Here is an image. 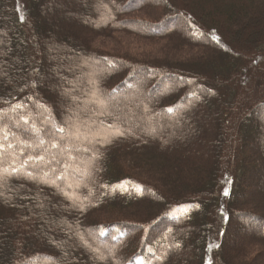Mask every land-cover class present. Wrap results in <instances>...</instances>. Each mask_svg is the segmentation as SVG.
<instances>
[{"label":"trees","instance_id":"16d2710c","mask_svg":"<svg viewBox=\"0 0 264 264\" xmlns=\"http://www.w3.org/2000/svg\"><path fill=\"white\" fill-rule=\"evenodd\" d=\"M0 1V144L3 145L0 149V264H118V256L125 257L129 248L121 251L116 245L102 246L100 242H108L113 231L116 235L111 242L119 241L124 237L122 229L128 231L125 225L130 223L114 221L115 217L104 219L102 224L107 229H101L99 236L93 237L97 225L89 215L106 205L112 207L111 213L115 214L117 209L125 210L120 208L123 205L128 206L140 199L148 185L142 171L144 163L154 167L155 170L151 169L153 176L151 173L150 176L155 184L158 182L163 187L161 198L167 208L151 227L161 218L166 220L154 226L153 230L158 229L155 232L149 231V223L141 226L145 229L140 242L145 243L143 251L139 246L130 255L129 262L127 259L125 263L119 261V264H169L168 261L176 264H218L217 256L222 257L223 253L217 254L213 249L218 243L214 235L219 222L217 219L212 224L209 221L213 214L216 216L214 208L217 204L228 211L227 215L262 225L250 242L240 243V250L264 246V214L241 210L223 201L226 200L225 190L227 196H238L235 191L240 187L239 182L245 183L248 176L255 177V172L247 164L239 163L232 167L233 171L223 164L225 156H218L222 143L220 133L200 138L180 135L163 147L153 141L152 148L149 147L151 157L148 147L139 143L143 142L139 138L142 136L147 138L145 143L152 142L144 127L136 128L125 121L129 127L124 128V118L114 113L126 103H113L109 93L133 88L134 83L127 75L113 89L108 86V74L101 75L99 71L105 68L90 61L100 55L89 44L93 37L121 28L120 3L116 8V0ZM207 1L210 11L205 12L201 0H191L196 13L193 15L197 19L185 9L184 12L188 15L185 20L195 40L210 53L206 60L190 61L181 67L188 74L196 71L192 73L196 74L193 76L200 85L205 81L217 84L218 92L230 94L237 105L228 109L220 93L217 95L216 92L212 98L194 87L162 100H172V104L177 101L176 106L169 108L172 111L174 107L183 105L187 93L192 102H199L197 111H194L196 115L190 113L185 116L184 111H180V115L195 119L202 108H209L215 115H220L221 121L217 120L219 127L227 125L233 134L232 154L236 137L264 141V92L251 105V96L241 97L238 88L233 86L235 80L230 78L245 72L246 65L240 64L235 56H226L228 49L221 46L216 38L227 36L226 32L230 31L233 37L229 43L235 48L236 55L243 54V51L246 58L255 53L264 56V0H222V5L220 0ZM88 4L87 12L82 14V6ZM121 8L126 9L124 6ZM165 19L166 15L158 21ZM217 20H223V25L217 27ZM204 29H210L211 35L207 31L205 34ZM148 35L161 36L150 32ZM201 40L211 41L214 47H208ZM246 41L249 44L244 48ZM36 53H39V59ZM230 66L234 68L230 69ZM141 67L145 69L144 65ZM12 68L16 70L12 71ZM57 68L72 80V87L59 82L52 71ZM68 87L75 91L76 100L70 103L72 106H67V111L61 90ZM157 100L151 101L153 106ZM129 102L138 110L147 105L144 100ZM153 106L146 107L153 110ZM122 109L125 111V107ZM164 110L168 111V108ZM140 112L142 116L143 112ZM244 121H247L246 128ZM115 122L119 128L113 129ZM61 128L63 132L58 131ZM70 129L76 134L91 136L88 149H85L92 156L85 150L75 151L82 138L79 137L78 141L73 139ZM117 130L123 135H115ZM53 144L56 147H52ZM260 150L264 152V148ZM241 155L239 161L243 162L248 153L243 151ZM30 156H43L44 160H29ZM229 160L228 163L233 165ZM63 165H70V169L64 172ZM259 166L264 167V158ZM12 168L19 171L12 173ZM51 168L56 169L53 176H44V172L48 173ZM27 172L33 173L35 178H29ZM230 172L236 180L233 186L232 176V183L227 188ZM195 174L201 176L200 181L186 185L192 182ZM103 214L109 215L108 212ZM133 215L141 219L136 221H144L148 217L147 212L135 211ZM177 221L187 226L177 227ZM207 225L210 227L206 228ZM175 243L181 247H176ZM184 247L190 253L185 254L191 259L188 255H181L180 250ZM255 253L254 260L264 261V250ZM223 263L231 264L232 261L223 259Z\"/></svg>","mask_w":264,"mask_h":264},{"label":"rangeland","instance_id":"374dc122","mask_svg":"<svg viewBox=\"0 0 264 264\" xmlns=\"http://www.w3.org/2000/svg\"><path fill=\"white\" fill-rule=\"evenodd\" d=\"M128 1L130 0L115 1L116 8L117 4L120 3L118 7V13L121 19L120 21H122L121 28H117V31H114L109 34L93 37L92 43L89 44L90 48L94 51H97V54L100 55L98 56L99 58L90 59L91 63H99L105 68L99 71L101 75L102 73L108 74V79L110 78V80L107 84L108 86L112 87V89L116 85L120 84L125 77H127L129 71L132 69L133 66L141 67L144 65L145 67L146 73L144 75H140L139 73L138 78H134V85H132L133 88L128 87L127 89L117 90L110 93L108 90V93L110 94V98L112 99L113 103L117 104V102L120 101H125L126 103H124L125 105H121L119 109L114 110V113H117V117L119 116V118H124V128H127L128 123L136 128L144 127L146 135L152 142H150V144L149 142L145 143L147 138L145 136H142L139 138L140 141L143 142L139 143L142 146L146 145L148 147V154H151L150 148H152L151 143H153V141L158 143L159 147H163L166 142L170 144L171 140H175V138H178V136L180 135L186 137L191 136L194 138H200L206 136V134H208L209 136H215L220 133L219 135H222V143L219 146L220 152L218 156H225L224 160L222 157V160L225 161L223 162V164H225L228 169H231L230 171H233L232 167L234 168V166L237 164L239 165V163H241L242 165L247 164L248 166L252 167L254 172H256L255 177L251 178V176H248L245 183L242 181L239 182L241 183L239 185L240 187L235 191L238 192V196H235V194H233V196H225L226 200L223 201L225 203L230 202L232 206H237L236 208H241V210L243 209L245 211L259 215L264 214V167L261 166L262 169H260V163H258L264 158V152L260 150L261 148H264V141L262 140V142H254V140H244L236 137L234 152L232 151V154H230L232 147L231 144L234 140L232 138L233 134L230 133L227 128V125L223 126V128L219 127V122L221 121L220 115H215L216 113H214L209 108H207L208 110L202 108L199 110L197 116H195V119H187L185 117L190 113L195 114L194 111H197L196 104L199 103L198 101L192 102L191 98H189L187 93L185 95L187 96V98L186 100H184L183 105L177 108L174 107L171 112L164 110V108L169 109L170 107H173L174 104L176 106L177 103L176 101V103L172 104V100L164 102L162 100L164 99V97H170L174 94L182 93V90H184V92L190 91L192 90L191 87H194L196 90H198L199 93H208V95L212 98L216 95V92L217 95L220 93L217 90V84L205 81L202 85H200L196 81V76H193L196 74L192 73H196V71H192L191 73H189L192 75H189L188 71H184L182 69L183 67H181L183 65H187L186 63H189L190 61L200 62L203 59L206 60L207 55L210 53L205 49L201 48V46H199V42L195 40V37L192 34L193 32H191V29L189 28V24L185 20L188 15L184 12V9L186 10V12H189L190 15L196 18V16L193 15L195 11H193L194 9L192 7V4H190L191 0H142L140 2L139 7L135 9L128 10L121 8ZM201 1L202 9L205 12H207V10L210 11V3H208L207 0V2L205 0ZM220 1L221 2L219 3L220 5H222V0ZM79 4L83 3L81 2ZM87 8H89V4L82 6L81 13L83 14L85 13V11L87 12ZM165 15L167 19H165L166 22L164 21L165 25L162 29L163 31L161 33H158L161 36L154 37L152 35H148L149 28L145 24H154L156 21L163 19ZM222 22L223 20H217L215 21V24L217 25V27H220L224 23ZM206 31L209 32L210 29H204L205 34L207 33ZM226 34V37L222 36L220 38H215L216 40H218L221 46L229 50L225 52L226 56H235L240 64L244 63L246 65L245 72L240 71L241 73L231 75L230 79L232 81L235 80L233 86L238 88L239 93L242 94L241 97H252V100L249 101V105H251L250 103H255V101H257V97L263 94L264 92V56L255 53L252 57L246 58V55L243 51V54L236 55L234 51L235 48L232 47L229 43L233 35L230 33V31H227ZM33 38L35 39L34 36ZM206 38L211 40L212 37ZM209 40L208 42L205 40L201 41L204 42L205 45H208V47H214V45H212V42H209ZM248 44L249 42H244V48H247ZM234 45L235 44H233V46ZM36 55L39 59V53H36ZM119 61H122V63ZM210 68L212 69V67ZM229 68L231 69L234 67L230 66ZM14 70L16 69L12 68V71ZM23 70L24 68H21V71ZM52 71L56 74V78H58L59 82L62 85L71 84L72 80H70L68 77L66 78L64 74L61 73L62 71L60 70V68L52 69ZM153 87H155V89H152ZM61 92L64 94L66 101V110L68 111L67 106L69 107L71 105L70 103L76 100L74 98L75 91L72 88L68 87L61 90ZM220 94L221 96H223L222 100L226 108L232 109L233 106L237 105V103H235L237 101L234 102L230 94L229 96L226 93L225 95H222V92ZM135 99L144 100V102L149 106H153L151 101L154 99H158L156 101L158 103L153 106V110H148V108L146 107L147 105L142 106V108L140 107V109L138 110L135 108L134 105L132 106L131 104H129L130 100ZM123 107H125V111H123ZM140 111L143 112L142 116L140 115ZM180 111H184L185 116L180 115ZM218 119L219 122L217 121ZM242 119L248 118L242 117ZM125 121H128V123H126ZM93 125L94 123H91V126ZM103 126L108 127L106 125ZM247 126L248 125L246 121L244 127L246 128ZM113 127L119 128L118 123L115 122V124L111 128ZM69 133L72 138L76 139L77 141L79 137L83 139V141L81 142L82 139L80 138V143L78 144V147L75 148V151L78 152L85 150L84 152L88 153L89 156H92L87 151V144L90 139H92L91 136L86 133L81 134L80 132L76 134L71 129ZM63 148L65 149V146ZM243 151H246V153L249 154V157H246L243 162H240L239 160L240 157H242L241 154L243 153ZM150 156L153 157L152 154ZM228 160L232 161L233 165H230L228 163ZM143 168H145L142 169V171L146 178V183H148V185L144 187L143 192L139 197L140 199L129 203L128 206L123 205V207L120 208L125 210L117 209L115 214L111 213L110 208L112 207L106 205L100 210H95L89 215L90 220H95L94 224L97 225H95L96 228L92 233L93 237H98L99 233L101 232V229H107V226L102 224V220L109 219L110 217H115L116 219L114 221L126 222L134 225L128 231L122 229L124 237L121 238L119 241L113 243L111 242V238L116 235V232L113 231L111 232V238L108 242H100V245L102 246L104 244H109L112 246L116 245L118 246V249H121V251L122 249H127V247L129 248L128 251H126L125 257L121 254L118 256V264L119 261L125 263L127 259V262H129L130 255L133 254L132 252L135 251L139 246H141V251H143L145 243L140 244V242L145 229H143V227L141 226L145 227V225L149 223V231H157L158 229L153 230L154 227L152 228L151 224L153 221H155V219H158L159 216H162L167 211L166 204H164V199L161 198L164 195V189L163 187L159 186L158 182L157 184H155L154 180H152V177L150 176V173L153 176V172L151 169L155 170L154 167L149 163H144ZM69 169L70 165L62 166V170H64V172ZM52 170L53 168L48 171L47 176H53ZM232 176L234 180L233 186L235 185L236 177L233 175V173L230 172L228 174L229 179L227 182V188L230 187L232 183ZM200 178L201 176L195 174V176H193L191 179L192 182H188V180V183L185 184L188 185L192 183H197L200 181ZM218 186L220 187V189L223 188V185L221 186V182L218 183ZM157 187H159V189ZM233 189L234 188H232V190ZM166 191L172 192L168 189ZM218 206L219 205L217 204L214 208V211H216V216L213 214L212 218L209 219L211 224L214 223V220L216 219L219 222V225L217 226L218 231H215L214 235L216 238L215 240H218V243L214 244L213 249V251L217 254L220 253V255H222L223 253L222 257L217 256L218 264H224L223 259L230 260L233 264H264V261L262 260H254L255 255H253L255 252H259L261 249L264 250V246L258 245L253 248H247L248 250L246 248L240 250L242 249L240 247V243L242 241L246 242L248 240L250 242L252 240V237H255V235L261 230L262 225H259L258 223L251 224V222L240 219L239 216H232L233 220L231 221V224H229V227L226 228L224 226V222L228 211H226L222 207L219 208ZM103 209H105L106 211H103ZM135 211L147 212V219L144 221H136L141 219L134 218L133 213H135ZM103 212H108L109 215L103 214ZM217 216L219 217V219L217 218ZM176 223L179 224V221H177ZM179 226L185 227L187 226V224L180 223L177 227ZM214 226L213 228H215ZM209 227L207 225L206 228ZM160 228L161 226L159 227V229ZM213 228L212 230L214 231L215 229ZM223 231L225 232L223 233ZM175 245L176 247H181L178 243H175ZM113 249L116 248L114 247ZM180 252L182 256L190 254L188 252V249L185 247L180 250ZM191 256L193 257V255ZM188 258L191 259L190 255H188ZM168 263L176 264L171 261H168ZM161 264H167V262H163Z\"/></svg>","mask_w":264,"mask_h":264},{"label":"bare ground","instance_id":"6f19581e","mask_svg":"<svg viewBox=\"0 0 264 264\" xmlns=\"http://www.w3.org/2000/svg\"><path fill=\"white\" fill-rule=\"evenodd\" d=\"M142 0H130L128 1L125 5H124V8L128 9V10H131V9H135L137 7H139L140 5V2ZM164 21L165 20H162V21H157L155 22L154 24L153 23H147L145 24L148 28H149V32L151 34H158V33H161L163 30V27H164ZM166 22V21H165ZM168 24V23H167ZM140 73V75H144L146 73L145 69H142L141 67L139 66H133L132 69L129 71L128 73V78L131 80V82L134 80V78H138V74ZM156 86V85H155ZM152 89H155V87H153ZM151 92V90H150ZM248 157H249V154H248ZM247 157V158H248ZM260 163V161L258 162ZM256 173V172H255ZM254 173V174H255ZM166 219H159L157 223H155L154 225H152L153 227L154 226H157V225H160L161 223H163ZM233 220V217L229 214L226 216L225 218V222H224V226L226 228L229 227V224H231V221ZM134 225L132 224H127L125 225V229H130L132 228Z\"/></svg>","mask_w":264,"mask_h":264},{"label":"snow or ice","instance_id":"6c2138e0","mask_svg":"<svg viewBox=\"0 0 264 264\" xmlns=\"http://www.w3.org/2000/svg\"><path fill=\"white\" fill-rule=\"evenodd\" d=\"M17 107H20V105H17ZM168 111H171V109H168ZM58 131L63 132L64 129L61 128V129H58ZM115 135H123V133H121V132H119V131L117 130V131L115 132ZM41 143H43V141H41ZM8 147L11 148L12 145L9 144ZM52 147H56V145L53 144ZM2 148H3V145L0 144V149H2ZM28 159H29V160L35 159V160H38V161H43V160H44V157H43V156H36V157H31V156H30ZM21 167H23V165H21ZM11 171H12V173H17V172L19 171V169H17V168H12ZM52 171H55V169H53ZM26 175H27L29 178H35V177L33 176V173H31V172H27ZM47 175H48V173H47V172H44V176H47ZM41 182H45V181L42 180ZM69 187H71V185H69ZM224 195H226V196L228 195L227 190H225Z\"/></svg>","mask_w":264,"mask_h":264}]
</instances>
